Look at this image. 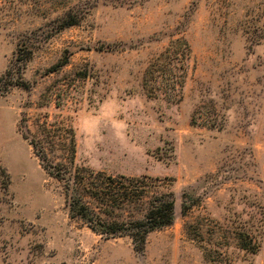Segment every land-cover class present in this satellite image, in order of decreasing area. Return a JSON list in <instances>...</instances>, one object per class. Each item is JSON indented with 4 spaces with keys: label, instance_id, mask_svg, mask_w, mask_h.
Masks as SVG:
<instances>
[{
    "label": "rangeland",
    "instance_id": "374dc122",
    "mask_svg": "<svg viewBox=\"0 0 264 264\" xmlns=\"http://www.w3.org/2000/svg\"><path fill=\"white\" fill-rule=\"evenodd\" d=\"M173 38L183 98L150 99ZM3 77L0 264H264V0H0ZM45 113L71 119L80 166L170 179L173 224L137 250L72 219L23 137Z\"/></svg>",
    "mask_w": 264,
    "mask_h": 264
},
{
    "label": "trees",
    "instance_id": "16d2710c",
    "mask_svg": "<svg viewBox=\"0 0 264 264\" xmlns=\"http://www.w3.org/2000/svg\"><path fill=\"white\" fill-rule=\"evenodd\" d=\"M74 24H69L72 26ZM193 50L184 38H173L151 60L143 76L150 99L179 102L183 98ZM59 63L57 68L67 64ZM4 77L0 79V84ZM18 85L5 81L6 88ZM28 115L22 122L29 123ZM29 141L44 171L62 185L70 217L106 239L128 236L141 250L148 236L173 224L175 202L170 179L129 177L97 172L77 163V138L71 119L50 120L45 113L26 126Z\"/></svg>",
    "mask_w": 264,
    "mask_h": 264
}]
</instances>
